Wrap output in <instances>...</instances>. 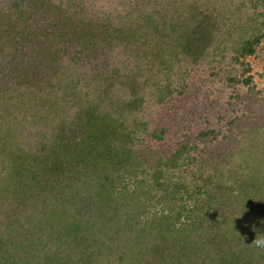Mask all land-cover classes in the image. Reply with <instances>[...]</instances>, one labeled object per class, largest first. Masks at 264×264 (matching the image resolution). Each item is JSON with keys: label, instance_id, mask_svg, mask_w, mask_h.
<instances>
[{"label": "trees", "instance_id": "1", "mask_svg": "<svg viewBox=\"0 0 264 264\" xmlns=\"http://www.w3.org/2000/svg\"><path fill=\"white\" fill-rule=\"evenodd\" d=\"M263 43L264 0H0V264H264Z\"/></svg>", "mask_w": 264, "mask_h": 264}, {"label": "rangeland", "instance_id": "2", "mask_svg": "<svg viewBox=\"0 0 264 264\" xmlns=\"http://www.w3.org/2000/svg\"><path fill=\"white\" fill-rule=\"evenodd\" d=\"M262 48L257 58L249 59L252 67L253 84L258 92L256 97L261 100L257 105V110L251 114V117L255 119L264 117V105L261 104L264 100V46ZM197 71V77L187 81V88L184 91L183 98L178 103V107H180L179 118L182 124L191 123V127L204 125L207 119L212 126L220 123L219 126L223 128L225 122L233 116V109L229 104L230 102L235 103V101L233 99L229 101V97L230 94H233L235 88H230L229 90L224 82H218L215 77H208L206 70L198 68ZM238 87L242 88L241 92L246 91L245 87ZM231 133L238 138L241 137L242 132H239L238 127L234 126Z\"/></svg>", "mask_w": 264, "mask_h": 264}, {"label": "clouds", "instance_id": "3", "mask_svg": "<svg viewBox=\"0 0 264 264\" xmlns=\"http://www.w3.org/2000/svg\"><path fill=\"white\" fill-rule=\"evenodd\" d=\"M252 243L254 245H256L257 247H262L264 248V238H256L252 241Z\"/></svg>", "mask_w": 264, "mask_h": 264}]
</instances>
